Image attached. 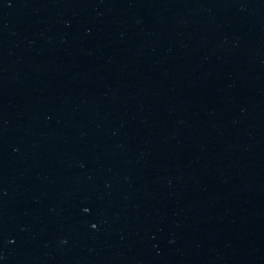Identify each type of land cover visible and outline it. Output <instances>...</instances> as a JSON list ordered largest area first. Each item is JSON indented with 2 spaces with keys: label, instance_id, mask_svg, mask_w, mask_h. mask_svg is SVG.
<instances>
[{
  "label": "water",
  "instance_id": "water-1",
  "mask_svg": "<svg viewBox=\"0 0 264 264\" xmlns=\"http://www.w3.org/2000/svg\"><path fill=\"white\" fill-rule=\"evenodd\" d=\"M0 264H264V0H0Z\"/></svg>",
  "mask_w": 264,
  "mask_h": 264
}]
</instances>
